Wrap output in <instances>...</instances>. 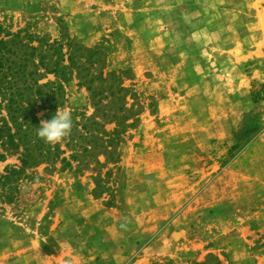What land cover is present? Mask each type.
Here are the masks:
<instances>
[{"label":"rangeland","instance_id":"374dc122","mask_svg":"<svg viewBox=\"0 0 264 264\" xmlns=\"http://www.w3.org/2000/svg\"><path fill=\"white\" fill-rule=\"evenodd\" d=\"M0 38L13 66L22 44L40 47L36 64L63 57L36 77L60 83L73 114L66 162L0 199V264H264V0H0ZM73 41L100 48L93 65L72 53L83 77L115 71L94 99L68 65ZM93 104L105 134L82 130ZM35 107L39 121L58 108ZM250 112L260 128L232 148ZM20 165L9 154L0 175Z\"/></svg>","mask_w":264,"mask_h":264},{"label":"trees","instance_id":"16d2710c","mask_svg":"<svg viewBox=\"0 0 264 264\" xmlns=\"http://www.w3.org/2000/svg\"><path fill=\"white\" fill-rule=\"evenodd\" d=\"M17 36L18 34L13 35L12 38ZM7 43H9L8 40L0 38V50L2 48H6ZM22 45L25 47L24 58L22 63L18 64L17 66H13L12 62H8L7 58L4 59V54L0 53V162L4 161L9 154H18V159L21 163V165L18 167H6L4 173L0 175V199L4 200L6 203H10L14 199V194L16 190H18V181L21 180V177L27 176L28 169L37 167L50 161L55 162L59 160L60 162H66L64 157H60V154L63 153L60 150V145L57 144L55 146H49L43 140L37 138L35 128L39 126L40 123L36 116L35 106L37 103L40 104L42 109L53 110L62 106L63 104V98H61L63 92L62 85L57 81H47L44 84H38V79L36 76H38V78L44 77V75L48 73L56 76L57 71H59L61 68H66L65 65H62L63 57L60 55V57H58L56 61H53L49 66L48 64H44L42 62V59L45 56L42 55L38 60L39 62L36 64L34 61H31V58L39 46L35 47L29 44ZM69 46L71 51L69 52L68 56V65L71 68H77L78 71L76 72L79 79V86L85 87V89L90 92L92 99H94L93 84L95 79L105 82L110 81L111 84L113 81L115 82L117 80L115 77V71L105 72L104 68L100 69L89 79L83 77L80 74L79 67L77 66L76 60L74 59L72 53L74 51L85 52L87 61L93 65L94 61L90 60L98 54L100 48L83 47L75 41L70 43ZM48 47L53 48L54 45H49ZM2 59H4V61L7 63H4ZM29 62L32 66L31 70L28 69ZM38 67L43 69V73L38 71ZM18 75L22 76L19 79L24 80V82L21 83L22 85H19L16 82V76ZM44 87L48 88L46 92L43 90ZM114 89V92L125 91V88L122 87L119 81H117V84L114 85ZM101 92H107L108 94L113 93L111 88L107 89V91ZM94 104V112L92 115L87 117L84 115L82 116L86 121L82 124V130H87L85 134H88L89 132V136H92L93 134L89 127L101 129L103 130V134L106 133L101 123L96 119V110H98V108ZM2 112H4V115H2ZM103 115L104 117L108 116L107 113H103ZM111 118H117V120H120L121 123L125 125V127L130 126V123L125 124L128 119L126 115L118 116L113 114ZM259 128V120L257 115L252 112L248 113L245 123L234 135L236 143L232 146V148H238L242 145H245V143L249 141V139ZM73 131L78 132L76 131V127H74ZM112 132H117V130L113 129ZM78 133L81 137H83L81 132ZM103 136L97 140L102 144L101 146L105 144L104 148L106 146L109 147L108 144L111 143L112 139L105 141L102 139ZM89 148L87 149L83 147V150L90 153ZM102 155H104L106 158L105 152H102ZM71 157L75 158L76 155H71ZM207 258L208 259H206L203 263L199 264H205L209 259L216 260V264H221L220 261H218L213 255H208Z\"/></svg>","mask_w":264,"mask_h":264},{"label":"clouds","instance_id":"9594fccd","mask_svg":"<svg viewBox=\"0 0 264 264\" xmlns=\"http://www.w3.org/2000/svg\"><path fill=\"white\" fill-rule=\"evenodd\" d=\"M36 128L37 138L49 146H55L65 140L73 128V114L68 107H58L48 119L40 120Z\"/></svg>","mask_w":264,"mask_h":264}]
</instances>
